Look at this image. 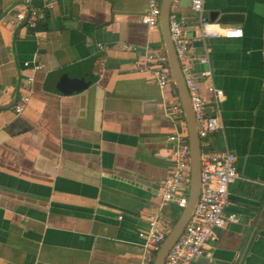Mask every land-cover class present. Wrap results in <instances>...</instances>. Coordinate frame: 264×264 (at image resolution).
Listing matches in <instances>:
<instances>
[{
    "label": "crops",
    "instance_id": "obj_1",
    "mask_svg": "<svg viewBox=\"0 0 264 264\" xmlns=\"http://www.w3.org/2000/svg\"><path fill=\"white\" fill-rule=\"evenodd\" d=\"M150 1L31 0L45 19L30 29L10 23L26 0H0V264H140L147 217H180L161 199L176 165L170 137L188 140L171 109L180 99L138 66L165 52L160 29L142 22ZM191 1L173 11L210 114L209 88L224 92L223 128L204 149H228L240 174L225 210L239 222L217 230L207 262L194 264H264V0H203L209 21L211 12L242 17L225 24L243 30L239 39L201 38ZM33 62L43 70L25 66ZM81 76L92 84L71 92Z\"/></svg>",
    "mask_w": 264,
    "mask_h": 264
},
{
    "label": "built area",
    "instance_id": "obj_2",
    "mask_svg": "<svg viewBox=\"0 0 264 264\" xmlns=\"http://www.w3.org/2000/svg\"><path fill=\"white\" fill-rule=\"evenodd\" d=\"M26 0L23 8L16 11L10 23L21 25L24 28L37 29L44 22L43 10H31ZM180 0H174L170 17V33L175 47L176 55L189 93L193 113L196 120L197 133L202 143L201 155V194L193 216L186 226L184 233L171 248L164 264H194L195 260L205 254L206 246L216 239V231L224 228L229 223H238L239 219L234 215H226L225 210L229 203L230 187L240 178L237 169V158L228 149L220 152L205 150V142L209 137L222 130L221 106L224 101V92L214 88L209 91L214 95L215 113L207 110V102L201 92L199 77L193 71L194 58L191 52L189 39L185 35L184 26L177 14L173 11ZM192 10L200 18V37L203 39L212 37H225L228 39L242 38L244 33L241 28L229 25L211 23L204 15V1L192 0ZM52 4L45 5L43 9H51ZM160 2L151 0L149 12L142 18V22L149 28H159ZM199 62L207 65V57L199 58ZM34 70H43V66L37 62L25 64ZM141 72H149L153 82L165 90L172 85V75L165 52H149L145 58L138 62ZM211 71L202 73V77L209 78ZM34 78L28 79L32 84ZM29 101V95L23 96L16 105L15 112L22 114L25 105ZM172 112L184 116L181 103L171 105ZM174 143L172 151L175 160V171L172 177L165 183L162 191V203L176 204L181 210L188 205V194L191 183L190 145L184 135L176 134L170 137ZM148 229L139 233L142 250L140 264H153L161 245L171 232L174 225L164 219L160 213H152L147 217Z\"/></svg>",
    "mask_w": 264,
    "mask_h": 264
},
{
    "label": "water",
    "instance_id": "obj_3",
    "mask_svg": "<svg viewBox=\"0 0 264 264\" xmlns=\"http://www.w3.org/2000/svg\"><path fill=\"white\" fill-rule=\"evenodd\" d=\"M190 0H181L183 7L190 6ZM174 0H161L160 2V19L159 29L161 32L162 40L164 43L165 53L168 58V64L172 75V84L175 86L180 103L184 112L185 122L188 131V142L190 145V166H191V183L188 194V205L182 211L180 217L175 222L171 232L163 242L158 251L153 264H164L165 260L176 241L184 233V230L190 222L196 205L199 201L201 194V155L202 143L197 133L196 120L193 113L189 93L184 81V77L178 62L175 47L170 33V17L172 13ZM242 19L241 16L224 14L220 15L218 12L210 13V21L217 22L218 24L225 25L229 23H238ZM93 82L92 77L81 76L75 80L71 92H81L88 88ZM206 100V99H205ZM205 254L195 260V262H207L202 258ZM194 262V263H195Z\"/></svg>",
    "mask_w": 264,
    "mask_h": 264
},
{
    "label": "trees",
    "instance_id": "obj_4",
    "mask_svg": "<svg viewBox=\"0 0 264 264\" xmlns=\"http://www.w3.org/2000/svg\"><path fill=\"white\" fill-rule=\"evenodd\" d=\"M180 215V213L177 215V217L176 218H178V216Z\"/></svg>",
    "mask_w": 264,
    "mask_h": 264
},
{
    "label": "rangeland",
    "instance_id": "obj_5",
    "mask_svg": "<svg viewBox=\"0 0 264 264\" xmlns=\"http://www.w3.org/2000/svg\"><path fill=\"white\" fill-rule=\"evenodd\" d=\"M183 211V210H182Z\"/></svg>",
    "mask_w": 264,
    "mask_h": 264
}]
</instances>
